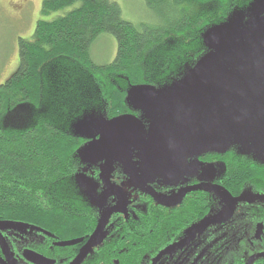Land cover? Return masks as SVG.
I'll use <instances>...</instances> for the list:
<instances>
[{
    "label": "flooded vegetation",
    "instance_id": "af4514ba",
    "mask_svg": "<svg viewBox=\"0 0 264 264\" xmlns=\"http://www.w3.org/2000/svg\"><path fill=\"white\" fill-rule=\"evenodd\" d=\"M255 1L236 9L243 16L232 22L223 45L209 51L215 63L200 70L184 94L178 76L166 84L176 91L158 95L154 111L129 93L120 109L105 113L110 149L96 163L105 171L86 178L105 204L88 202L74 177L81 202L66 205L77 212L55 227L0 221V264H72L78 257V264H264V122L258 131L257 112L264 75L251 69L264 62V5L246 11ZM215 70L226 80L207 89L201 103ZM229 86L251 96L256 106L249 116H225L241 102L229 99ZM203 120L212 127L205 129ZM145 145L152 152L145 153ZM108 211L99 237L87 246Z\"/></svg>",
    "mask_w": 264,
    "mask_h": 264
},
{
    "label": "trees",
    "instance_id": "16d2710c",
    "mask_svg": "<svg viewBox=\"0 0 264 264\" xmlns=\"http://www.w3.org/2000/svg\"><path fill=\"white\" fill-rule=\"evenodd\" d=\"M143 2L160 21L138 29L122 20L119 7L107 0L42 1L32 39L18 41L17 71L0 85V221L55 227L77 212L66 205L81 202L74 177L84 138L42 119L27 130L1 126L18 104L43 103L46 88L50 90L45 85L48 72L69 116L84 115L93 107L108 115L110 107L120 109L134 87H166L178 76L185 78L207 52L204 34L249 0ZM101 34L113 36L117 44L108 65H97L90 57ZM86 78L88 85H82Z\"/></svg>",
    "mask_w": 264,
    "mask_h": 264
},
{
    "label": "rangeland",
    "instance_id": "374dc122",
    "mask_svg": "<svg viewBox=\"0 0 264 264\" xmlns=\"http://www.w3.org/2000/svg\"><path fill=\"white\" fill-rule=\"evenodd\" d=\"M42 1L0 0V85L17 71L19 64L18 41L20 39H32L36 23L41 19ZM107 1L115 3L120 9L121 19L129 22L135 28L140 29V26L143 25H155L160 21L158 14L149 11L143 0ZM116 51L117 44L114 37L109 34H101L91 46L90 57L92 62L97 65H108L115 59ZM85 80H82V85H88V79ZM45 85L50 90L48 92L46 88L43 103L39 106L26 102L18 104L4 116L1 126L11 130H27L35 125L39 119H42L70 135L84 138L85 142L78 150L82 167L76 174L75 181L88 202L94 206L102 207L105 200L99 195L101 192L96 190V185L88 183L86 178L93 170H97L100 175H103L105 171L104 164L96 165V163H98V159L103 160L110 149L109 129L105 125L107 121L106 110L101 107H93L84 115L71 117L64 109L66 106L62 105L60 96L55 95L54 79L51 81L50 72H48ZM175 91L176 88L172 86L164 88L146 86L132 89L130 95L133 98L144 97L142 108L146 110L148 106L151 111H154L155 98L158 95L169 98ZM172 138H177V135H173ZM192 143L193 140L189 142L188 146ZM176 145L177 147H185L184 144L176 143ZM144 151L145 153L152 152L148 145L144 146Z\"/></svg>",
    "mask_w": 264,
    "mask_h": 264
},
{
    "label": "water",
    "instance_id": "95a60500",
    "mask_svg": "<svg viewBox=\"0 0 264 264\" xmlns=\"http://www.w3.org/2000/svg\"><path fill=\"white\" fill-rule=\"evenodd\" d=\"M260 2L262 3V5H264V0L255 1L254 4L251 7H249L246 11H248V12L254 11L255 7ZM241 16H243V13L242 12H238V11L235 10L227 18V23H224V24H222L220 26L213 27V28L209 29L204 34L203 38H204V42H205V45H206V48H207V52L205 53V55L203 57L200 58V60L196 64V66L187 74V76L182 81L183 83L181 82L180 88L182 89L183 94L186 91V88L189 85V83H191L194 80V78L197 76V74L200 72V70L206 69V68H208L209 66H211V65H213L215 63V61L212 62L213 55L211 53H209V51L216 49L217 44L223 45V40L227 36V32L229 30L233 31L232 27H231L232 22H234V21L236 22V20L239 17H241ZM227 43H228V41H224V45H226ZM229 47H230V45H227V49H229ZM261 64H262V68L259 67V66L256 67V68H251L252 71L254 73L256 72L258 75H264V62L261 61ZM223 72L224 71H221V70H219V71L215 70L212 73L209 81L206 83L208 85H206L204 87V89H203L202 100L200 101L201 103H205L207 101V99H208V96H207L208 92H206L207 89L208 90L212 89V87H214V85H217L218 83H222V82H224L226 80V77L224 76ZM138 87H146V86H137V87H134V88L137 89ZM172 87L176 88V85H172ZM134 88H132V89H134ZM228 90H229V99L232 102L235 103L237 98H240L241 102H239V105L236 108H234L232 110V112H230L229 114L228 113L225 114L226 117H227V115H229V116L230 115L231 116L239 115V116H242V117H247V116H249V113H251V112H253L255 110V108H252L253 106H256V105H255V103H253L254 101L251 100V96L246 95L245 92H243L241 95H239L237 92H235L233 89H231L230 86L228 87ZM257 101H258L257 112L259 113V118L262 117L260 119V121H259V124H258V131H259L260 127L263 128V122H264V118H263L264 110L258 108V107L264 108L263 97L258 95L257 96ZM202 124H203V127L205 129H208V128L212 127V125H213L212 122H209V121H206V120H203ZM228 138H229V130H226V140ZM78 156H79V154H78ZM109 214H110V211L105 213V215L102 218V221H101L100 225L98 226L96 232L94 233L93 237L91 238V240L89 241L87 246L91 245L99 237V235H100V233H101V231H102V229H103V227H104V225L106 223V220H107ZM73 243L74 242L63 243L62 245H69V244H73ZM79 259H80V257H78L77 260L75 262H73L72 264H78Z\"/></svg>",
    "mask_w": 264,
    "mask_h": 264
}]
</instances>
